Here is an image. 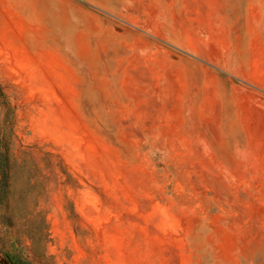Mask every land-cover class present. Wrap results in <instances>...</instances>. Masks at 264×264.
<instances>
[{"label": "rangeland", "instance_id": "374dc122", "mask_svg": "<svg viewBox=\"0 0 264 264\" xmlns=\"http://www.w3.org/2000/svg\"><path fill=\"white\" fill-rule=\"evenodd\" d=\"M214 2L0 0V264H264V92Z\"/></svg>", "mask_w": 264, "mask_h": 264}, {"label": "crops", "instance_id": "0c3cea01", "mask_svg": "<svg viewBox=\"0 0 264 264\" xmlns=\"http://www.w3.org/2000/svg\"><path fill=\"white\" fill-rule=\"evenodd\" d=\"M214 5L224 36L221 68L264 92V0H215Z\"/></svg>", "mask_w": 264, "mask_h": 264}]
</instances>
